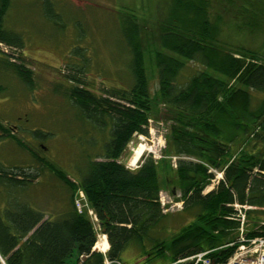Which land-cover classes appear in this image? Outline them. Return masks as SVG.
I'll list each match as a JSON object with an SVG mask.
<instances>
[{
    "label": "trees",
    "instance_id": "1",
    "mask_svg": "<svg viewBox=\"0 0 264 264\" xmlns=\"http://www.w3.org/2000/svg\"><path fill=\"white\" fill-rule=\"evenodd\" d=\"M157 1V35L145 37L136 17L122 21L131 52L129 88L103 97L79 79L65 92L83 117L112 128L110 138L100 160L78 168L77 182L33 154L68 187L70 204L51 220L14 200L6 219L0 215L6 264H190L178 261L205 251L211 264H223L239 246L237 203L251 207L245 210L246 237H264V0ZM11 6L12 0H0V43L19 49L21 34L5 24ZM148 54L158 74L154 94ZM20 58L0 47V76L12 72L34 84L32 70L16 62ZM187 69L191 75H184ZM4 90L0 84V94ZM152 118L170 124L163 155L143 157L132 170L121 159L135 135H149ZM7 137L30 150L0 122V141ZM215 171L223 178L205 193ZM22 173L0 167V183L24 186L37 178ZM171 184L183 202L174 213L160 201ZM77 188L108 236L106 254L93 250L97 231L75 207Z\"/></svg>",
    "mask_w": 264,
    "mask_h": 264
},
{
    "label": "rangeland",
    "instance_id": "2",
    "mask_svg": "<svg viewBox=\"0 0 264 264\" xmlns=\"http://www.w3.org/2000/svg\"><path fill=\"white\" fill-rule=\"evenodd\" d=\"M157 2L12 0L5 24L8 29L21 34L23 45L19 49L5 44L0 47L21 57L16 62L32 70L34 84L12 72L0 76V84L6 89L0 94V122L30 150L12 137L1 140L0 167L5 171L30 173L37 178L24 186L0 183V215L4 220L5 212L13 206L14 200L41 211L45 219L51 220H56L69 208L71 192L68 187L33 154L63 169L75 182L81 176L78 168L85 169L87 160L101 159L112 128L83 117L65 92L78 84L76 80L79 79L103 97L108 91L129 88L133 82L131 52L122 21L126 17H136L143 26L145 37L157 35V22L161 20L156 10ZM247 42L243 44L249 46ZM152 60V56L146 55L151 93L154 94L159 81ZM191 66L203 68L196 63ZM191 73V69L184 71L186 76ZM181 81L185 82L186 77ZM149 121V135H135L121 159L132 170L140 165L143 157L161 158L166 147L165 137L169 134L170 124L155 118ZM139 145H144L147 150L137 163L131 165L133 149ZM176 160L177 157L172 158L173 165ZM23 173L19 177L23 178ZM215 173L216 177L205 193L222 179L221 172ZM178 197L180 191L174 184L161 191L160 201L165 212H179L183 208ZM95 226L97 242L102 244L108 236L100 231L97 223ZM126 258L131 261L134 252L128 253ZM0 264H5L3 257H0Z\"/></svg>",
    "mask_w": 264,
    "mask_h": 264
},
{
    "label": "built area",
    "instance_id": "3",
    "mask_svg": "<svg viewBox=\"0 0 264 264\" xmlns=\"http://www.w3.org/2000/svg\"><path fill=\"white\" fill-rule=\"evenodd\" d=\"M3 44V43H0ZM8 53V52H7ZM74 204L79 213L88 212L92 221L98 224V217L93 208L89 205L85 193L82 189H79L74 198ZM237 210V218L240 220V236L238 238L239 247L225 263L223 264H264V237H257L249 239L245 235L246 226V214L245 209L247 205L234 204ZM209 251L195 254L189 258L180 260L179 262L190 261L191 264H211L212 261L208 256ZM105 264H110V261L106 260Z\"/></svg>",
    "mask_w": 264,
    "mask_h": 264
},
{
    "label": "bare ground",
    "instance_id": "4",
    "mask_svg": "<svg viewBox=\"0 0 264 264\" xmlns=\"http://www.w3.org/2000/svg\"><path fill=\"white\" fill-rule=\"evenodd\" d=\"M147 148L144 145H139L138 147L133 149V156L131 159V165H134L135 163H137L141 156L143 155L144 151H146ZM99 240V239H98ZM103 243H99L97 242V244L95 245V249H99V251H106L109 249L110 247V243L108 242V240L105 238L103 239Z\"/></svg>",
    "mask_w": 264,
    "mask_h": 264
}]
</instances>
